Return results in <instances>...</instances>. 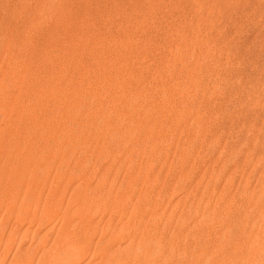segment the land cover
<instances>
[{"label":"rangeland","instance_id":"1","mask_svg":"<svg viewBox=\"0 0 264 264\" xmlns=\"http://www.w3.org/2000/svg\"><path fill=\"white\" fill-rule=\"evenodd\" d=\"M0 264H264V0H0Z\"/></svg>","mask_w":264,"mask_h":264}]
</instances>
